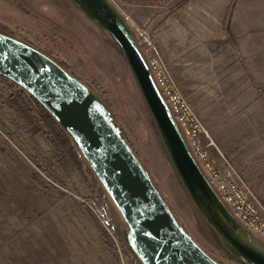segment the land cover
Segmentation results:
<instances>
[{
	"label": "rangeland",
	"instance_id": "374dc122",
	"mask_svg": "<svg viewBox=\"0 0 264 264\" xmlns=\"http://www.w3.org/2000/svg\"><path fill=\"white\" fill-rule=\"evenodd\" d=\"M111 2L130 17L137 37L136 28L149 31L215 143L264 203V0ZM0 31L45 52L86 83L190 236L222 264H246L229 253L188 196L108 31L73 0H0ZM1 78L21 93L13 103L27 108L34 126L21 140L0 119V264H142L125 238L119 210L78 148L81 170L64 164L39 100ZM252 234L264 246V238Z\"/></svg>",
	"mask_w": 264,
	"mask_h": 264
},
{
	"label": "water",
	"instance_id": "95a60500",
	"mask_svg": "<svg viewBox=\"0 0 264 264\" xmlns=\"http://www.w3.org/2000/svg\"><path fill=\"white\" fill-rule=\"evenodd\" d=\"M118 43L181 184L226 249L264 264V246L219 195L188 144L128 18L111 0H73ZM0 75L22 86L64 129L113 200L142 264H222L180 223L105 102L48 54L0 31Z\"/></svg>",
	"mask_w": 264,
	"mask_h": 264
},
{
	"label": "built area",
	"instance_id": "2783aa9c",
	"mask_svg": "<svg viewBox=\"0 0 264 264\" xmlns=\"http://www.w3.org/2000/svg\"><path fill=\"white\" fill-rule=\"evenodd\" d=\"M128 20L131 22L130 17ZM140 41L152 53L150 66L174 115L190 144L195 157L199 159L217 192L233 210L236 216L253 233L264 238V203L256 191L245 181L233 162L224 156L218 144L210 135L188 97L172 78L161 54L145 28H136ZM217 151L219 159L214 156Z\"/></svg>",
	"mask_w": 264,
	"mask_h": 264
},
{
	"label": "crops",
	"instance_id": "0c3cea01",
	"mask_svg": "<svg viewBox=\"0 0 264 264\" xmlns=\"http://www.w3.org/2000/svg\"><path fill=\"white\" fill-rule=\"evenodd\" d=\"M11 86L10 81L2 79L0 76V119L4 123L8 121L11 128L8 131L13 133V136L18 134L17 137H20L21 140H28L26 136L27 132L33 130V118L28 114L25 106L13 103L14 100V102H17L21 99V93L18 90H11ZM8 97L9 99L7 100Z\"/></svg>",
	"mask_w": 264,
	"mask_h": 264
},
{
	"label": "trees",
	"instance_id": "16d2710c",
	"mask_svg": "<svg viewBox=\"0 0 264 264\" xmlns=\"http://www.w3.org/2000/svg\"><path fill=\"white\" fill-rule=\"evenodd\" d=\"M40 115L43 123H45L46 127L49 130L51 139L56 146L55 148L63 153L65 157L63 161L64 164L71 162L81 170L84 165V162L82 161L83 158L72 142V139L67 135L60 124L56 122L55 118L47 110H45L44 107H42V105L40 108Z\"/></svg>",
	"mask_w": 264,
	"mask_h": 264
}]
</instances>
